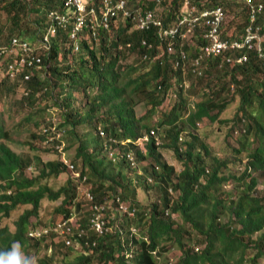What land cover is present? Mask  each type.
Instances as JSON below:
<instances>
[{"label": "trees", "instance_id": "1", "mask_svg": "<svg viewBox=\"0 0 264 264\" xmlns=\"http://www.w3.org/2000/svg\"><path fill=\"white\" fill-rule=\"evenodd\" d=\"M255 1L264 4V0ZM127 2L130 9L134 6L132 10L152 9L163 27L181 15L183 5L182 0ZM92 3L98 8V0ZM237 4L244 18L238 38L242 39L248 23L244 2L190 0L189 6H221L225 38V27L231 22L229 9ZM52 9L63 11L64 0H0L5 14L0 38L6 34L33 39L44 30ZM24 15L28 23L21 21ZM30 24L36 25L34 30ZM257 24L264 50V18L259 16ZM132 27L130 17L119 15L108 27L98 26L94 38L90 28H84L77 50L69 31L59 29L41 56L43 64L28 81H19V88L29 90L19 103L32 105L27 124H34L33 115L39 111L34 103L37 96L51 101L57 110L55 118L41 125L35 121L38 129L30 131V147L35 148L33 141L38 140L42 150L58 156L44 162L37 153H16L3 142L11 140V135L0 122V218L18 205H30L14 221L13 231L0 226V251L14 243L36 250L43 245L47 254L39 258L42 264H158L161 259V264H264V62L256 49L246 46L205 57L202 72L195 73L186 87L192 96L188 105L183 69L174 65L176 57L167 53L155 28ZM206 30L207 25L200 23L189 37L195 40L196 50L208 43L202 36ZM143 40L151 46L142 45ZM240 56L245 60L236 61ZM194 58L195 54L188 65L181 64L185 76L191 75ZM231 103L230 117L222 116ZM138 104L145 108L141 115L135 112ZM204 118L217 124L218 131L225 129L219 154L206 141L208 130L198 128ZM186 126L192 131L185 133ZM146 134L148 140L134 143ZM60 147L62 152L73 147L69 161L85 177L82 184L92 200L78 192V183L70 176L57 188L41 182L71 172L61 161ZM160 148L173 153L179 169L165 160ZM228 184L231 190L224 188ZM138 189L142 197L150 194L152 198L147 203L139 200ZM44 197L60 202L38 215ZM92 202H109L104 218L110 229L104 233L89 224ZM119 202L127 205L126 212L118 210ZM111 209L118 215L111 214ZM70 213L76 214L77 227L67 234L57 238L51 232L40 239L27 235L29 225H35L31 219L54 225L67 220ZM173 250L175 254L164 259Z\"/></svg>", "mask_w": 264, "mask_h": 264}, {"label": "built area", "instance_id": "2", "mask_svg": "<svg viewBox=\"0 0 264 264\" xmlns=\"http://www.w3.org/2000/svg\"><path fill=\"white\" fill-rule=\"evenodd\" d=\"M188 1L185 0L186 3ZM236 1L245 2L247 6L248 23L244 28L242 39L229 40L221 36V25L225 18L224 9L221 6L202 10L195 6L186 7V12H181V15L175 21L169 26L163 27L161 19L155 16L152 9L145 12L138 8L132 12L127 7V0H99L98 8L92 3V0H64L65 9L63 11L57 9L48 11V23L40 35H36L33 42L29 43L18 36H11L10 46H0V49L8 51L19 58L17 71L27 70L23 75L24 79L27 80L30 77V72L28 71L32 67L31 63H37L34 67L41 63V52L49 49L50 40L56 36L59 29H67L69 31V39L72 41L73 48L77 50L78 41L81 40L84 28H90V34L94 38L98 26L106 28L114 18L120 15L123 18L130 17V21L138 29L155 28L159 36L163 35L170 39L179 36L183 40L188 34L194 32V28L198 23L206 24L207 30L203 32L202 36L207 39L208 43L200 47L201 52L195 57L194 65H198L204 57L216 56L228 48H240L242 46L252 49L256 48L259 51V56L264 57V53L260 50V26L257 24L259 16L262 19L264 18V4L254 0ZM142 45L151 44L143 40ZM168 49H172L171 43L168 45ZM245 58V56H240L237 61H244ZM74 175L76 176L77 173H74ZM86 197L92 200V196L88 192H86ZM117 207L122 212L128 210L127 205L124 203H119ZM105 209L104 203L92 202L89 206L90 216L88 221L90 226L98 233H104L109 229L104 218ZM71 220H74V215L71 216ZM62 223L66 226L65 228L70 227L69 231L74 228L67 221ZM38 234V231L29 232V235L33 236Z\"/></svg>", "mask_w": 264, "mask_h": 264}, {"label": "rangeland", "instance_id": "3", "mask_svg": "<svg viewBox=\"0 0 264 264\" xmlns=\"http://www.w3.org/2000/svg\"><path fill=\"white\" fill-rule=\"evenodd\" d=\"M98 2H99V0H98ZM182 3H183V5L181 7V12L184 13L187 11L186 7L190 8V6H189L190 0L187 3L185 2V0H182ZM127 7H128V9H130V7L128 6V2H127ZM131 7L134 8V6H131ZM132 8L130 9V11L133 12L139 7L135 8L134 10H132ZM241 13L243 14V12H241V5L240 4H237L235 7L233 6V9L232 8L229 9L228 17L231 19V22L226 20V21H228V23L225 27V30H224L226 39L235 40V39L239 38V31H241V29L243 28V24H244V22H243L244 18L240 17ZM233 15H234V17H233ZM26 19H27V15H24L22 17L21 21H25L26 23H28V21ZM0 21L2 23L5 22V14L2 11H0ZM132 25H133V23H132ZM35 26L36 25H34V24H30V29L33 28V30H34ZM133 27H135V26L133 25ZM245 27H246V25H245ZM234 29H235V32H234ZM232 30H233V32H232ZM30 31L31 32H29V33H32V30H30ZM243 31H244V29H243ZM56 35H57V33H56ZM55 37H53V38H55ZM230 37H233V38H230ZM11 38L12 37L10 35L4 34L0 38V46H2V47L10 46ZM260 43L262 46L261 35H260ZM183 44L185 47H188V49L186 51V53H187L186 65H188L191 57L195 54V48L193 46H191V44L187 43L185 40H183ZM253 49H256V48H253ZM260 50H261V52L264 53V50H262L261 47H260ZM256 51L258 53L257 56L264 62V57L259 56V51L257 49H256ZM221 53H219L218 55H220ZM216 56H212V57H216ZM18 61H19V58L16 57L14 54H11L8 51L0 49V122L10 132L12 139L10 141H7V144L13 150H15L17 153H21L24 151H28L30 149V153H35L31 148H28V145L26 144V141L32 138V137H30V135H31L30 131H36L38 129V128H35V125H34L35 121L37 122V125H41L45 121H48V119H52L53 117L55 118V116H57V114H56L57 110L54 108V106H52L51 101H48V102L43 101L44 99H42L41 96H37L34 103L36 106L39 107V111L35 115H33L32 122H34V124H31V122L28 124L26 123L27 122L26 121V115L30 113V111L32 109V105L19 103V97L21 95H23L25 97V95H27V93H28L27 92L24 95L22 88H19L20 84H21L19 81H28L30 78L27 80L24 79L23 75H24L26 70H22L20 72L17 71V67L19 66ZM236 61H237V59H236ZM140 63L142 64L145 62L140 61ZM33 69L34 68H32V67L29 68V70H33ZM19 75H21V76H19ZM185 75H186V73L184 74V77H182V82H183V87H184L183 92L189 96L188 105H190V102L192 101V98H191L192 96L190 97V93L188 92V88H186V87L188 86V84L189 85L191 84L192 80L195 78V74L194 75L191 74L189 76H185ZM15 80H18V81H15ZM15 83H19V85L15 87ZM173 87H175V85ZM169 99H170L169 102L173 101V98H169ZM190 99H191V101H190ZM166 103L168 104V101H166ZM233 105H234V103H231L228 106V108H226L225 113L222 114V116L230 117V115L233 111V108H232ZM144 110H145V108L143 107L142 104H138L135 107V112L137 115H141L144 112ZM156 117H157V115H156ZM216 125L217 124H214V123L209 124L208 120H206L204 118L201 120V122L198 123V128L204 127L203 130L205 128L208 130L207 136H206V141L214 149V151H216L219 154V152H221V150L223 149V140H224L225 129L222 128L218 131ZM203 130L202 129L200 130L201 135H203V133H204ZM183 131L185 133H187L188 131H192V130L189 126H186ZM63 133H65L64 129L61 130L58 133V135L59 136L63 135ZM36 147H37L36 153L40 155L41 159L44 162L51 160V159H54L55 156H56L55 158H57V156H58L57 153L55 155V153L42 150V143H40V142H36ZM68 150L69 151H65L62 153L63 159H67V160L71 159L70 154L74 153V151H73L74 149L72 147ZM160 150H161L162 154L164 155L163 157L165 158V160H168L170 163H172V165L176 169H179L180 165L175 160L173 153L170 150H164L161 148L159 149V151ZM33 171H34V169H33ZM70 175H71V172H61L57 176H50V177H47L45 179H42L41 182L42 183L47 182L51 187L57 188L60 185L64 184L67 177H69ZM82 186H86V185L82 184ZM259 187H260V185H259ZM80 188H81V186H80ZM224 188L226 190H231L232 186L228 184V185H225ZM140 191H141V189H138V192H139L137 195L138 199L139 200L142 199L143 202L147 203L149 201V199L152 198V196L150 194H148V196L142 197L143 195L140 193ZM59 202H60L59 199L56 201H50L49 199L44 197L40 201V210H39L38 215H40L41 213H44L46 208L48 210V209H51L52 207L58 205ZM106 204H107L106 206H109V202H106ZM29 207H30V205H18L15 209H13L10 212V214L8 216H6V217L2 216L0 218V226L6 225L10 230L13 231L15 228L14 221L17 219V217L20 215V213H22V211L24 209L29 208ZM86 208H88V206ZM111 210L113 212L111 214L118 215L117 213H114L113 209H111ZM33 221L35 222L36 225H38L40 223L38 218H37V220L35 218L31 219L30 223H32ZM69 225L75 227L77 224L75 222H72ZM65 227L66 226L63 225L62 221H60V222L54 223V225L45 226L42 229H43V232H48V231L54 232L57 235V238H59V236H63L69 232L70 227L69 226L67 228H65ZM49 241H50V237L46 238V242H49ZM20 248H21V251L24 255L31 258V264H42V263H40L39 258H42L43 255L47 254L45 251V247L43 245L38 250H36L33 246H29L27 248H22L20 245ZM174 254H175V251L173 250L171 253L165 255L164 259L167 260L168 255L170 257V256H173ZM58 258L59 257L57 255H55L53 260L56 262V260ZM162 261H163V259H161V261L159 260L158 264H161ZM55 264H59V263H55Z\"/></svg>", "mask_w": 264, "mask_h": 264}, {"label": "clouds", "instance_id": "4", "mask_svg": "<svg viewBox=\"0 0 264 264\" xmlns=\"http://www.w3.org/2000/svg\"><path fill=\"white\" fill-rule=\"evenodd\" d=\"M255 1V0H254ZM245 3V2H244ZM194 7V6H193ZM196 7V6H195ZM214 7V6H213ZM208 8H211V7H208ZM199 9V8H198ZM203 9H207V7L206 8H203ZM199 10H202V9H199ZM178 17V16H177ZM176 17V18H177ZM225 19V18H224ZM224 22V21H223ZM201 23V22H200ZM200 23H198L197 24V26L196 27H198V25H200ZM134 25V24H133ZM195 27V28H196ZM194 28V29H195ZM43 31V30H42ZM41 31V32H42ZM193 33L194 32H192V33H190V34H188L187 36H186V38H184L183 40H185L187 43H189V44H191V46H193L194 48H195V46H196V43H195V40L194 39H190L189 40V37H193L194 35H193ZM38 35H40V34H38ZM10 36H18V35H10ZM157 36L160 38V39H162L163 41H164V44H165V47H166V51H167V53H170V54H173L175 57H176V59H175V63H174V65L175 66H177V67H179V66H181L182 67V69H183V71H182V76L184 77V74L186 73V71H185V69H184V67L181 65V64H185L186 62H187V53H186V51L182 48L183 46H182V44H183V40H181L180 39V37L179 36H175L174 38H172V39H170L169 37H164L163 35L162 36H159L158 34H157ZM18 37H20L21 39H24V40H26V41H28L29 43H31V42H33L34 41V39H35V37L33 38V39H26V38H23V37H21V36H18ZM191 42V43H190ZM171 43V47H172V49L171 50H169L168 49V45ZM178 43H180L181 44V46L180 47H178V48H176L175 46L178 44ZM151 45H147V47L149 48ZM48 49H46V50H43L42 52H41V56H42V54L44 53V52H46ZM198 52V53H197ZM201 52V50H200V47L196 50V48H195V57H197L198 56V54ZM143 59H147L146 58V56L145 55H143V57H142ZM205 58V57H204ZM204 58H202L201 60H200V63L198 64V65H194V59L192 60V62H191V67L189 68L190 69V73L192 74V75H194L195 73L196 74H200L201 72H202V69H201V61L204 59ZM40 64H43V62H42V58H41V63ZM39 64V65H40ZM39 65H36L35 67H33L34 69H36V67L37 66H39ZM34 69L33 70H29L28 72H30V77L29 78H31V76H32V73H33V71H34ZM25 72H27V70L25 71ZM19 76H21V75H19ZM27 92H29V90H23V93H24V95L27 93ZM52 125L55 127V122L53 121L52 122ZM43 128H42V130L43 131H45L44 129V126H42ZM53 127V128H54ZM6 129V128H5ZM8 130V129H7ZM9 132V131H8ZM152 132V131H151ZM10 133V132H9ZM154 138H155V141H156V143H158L159 141H158V138H157V136L156 135H154ZM11 139H12V137H11ZM140 139H142V140H144V141H146V140H148V135L146 134V135H143L141 138H138V139H136L135 141H134V143H138L139 141H140ZM10 141V140H9ZM30 141H32V139H29V140H27L26 141V144L28 145V148H31L30 146H31V142ZM36 141H38V140H34L33 141V143H36ZM3 142L4 143H6L7 144V140L6 139H4L3 140ZM8 145V144H7ZM9 146V145H8ZM10 147V146H9ZM11 148V147H10ZM12 149V148H11ZM32 149V148H31ZM36 149H37V147L35 146V148H33L32 150L36 153ZM13 150V149H12ZM59 150H61V161L71 170V175H70V177H71V179L74 181V182H76V184H77V188H78V192H84L85 193V195H86V192H87V188H86V186H82V182L84 181V179H85V177H81L80 176V174H79V171H77L76 169H74L73 168V165L70 163V161L69 160H67V159H63L62 158V148L60 147L59 148ZM13 151H15V150H13ZM16 152V151H15ZM24 152H29L30 153V149L28 150V151H24ZM17 153V152H16ZM40 156V155H39ZM65 156V155H64ZM127 157H128V160L131 162V163H133V164H135L136 162H135V160H134V158L130 155V154H128L127 155ZM31 167H29V169H30ZM74 173H77V177L74 175ZM80 186H81V188H80ZM119 203H123V202H119ZM118 203V204H119ZM125 204V203H124ZM90 206V205H89ZM106 206V205H105ZM89 209V208H88ZM106 209H107V207H106ZM126 212V211H125ZM71 215H70V217L67 219V220H64V221H62V222H65V221H67V223L68 224H70V222H75L76 224H77V222H76V220H77V216H76V214L75 213H70ZM129 214H131L130 212H129ZM72 215H74V220H71V216ZM71 220V221H70ZM33 223V222H32ZM33 224H35V223H33ZM45 226H48V225H42V224H38V225H29V227H28V230H27V235L31 238V239H40L41 237H46V236H49V234L51 233V231H48V232H43V229L42 228H44ZM108 226V228L110 229V226L109 225H107ZM75 227H77V225L75 226ZM74 227V228H75ZM30 231H38L39 232V234L38 235H35V236H33V235H29V232ZM196 248H198V247H194V250L196 249ZM48 251H50V250H48ZM0 264H31V258L30 257H28V256H26V255H24L23 253H22V251H21V248H20V245H19V243H14L10 248H8V249H6V250H3V251H0Z\"/></svg>", "mask_w": 264, "mask_h": 264}, {"label": "bare ground", "instance_id": "5", "mask_svg": "<svg viewBox=\"0 0 264 264\" xmlns=\"http://www.w3.org/2000/svg\"><path fill=\"white\" fill-rule=\"evenodd\" d=\"M145 12H146V11H145ZM34 64H36V63H31L32 67H33Z\"/></svg>", "mask_w": 264, "mask_h": 264}]
</instances>
